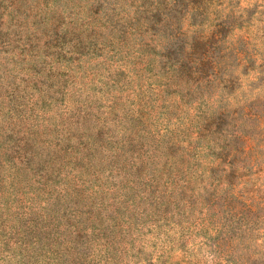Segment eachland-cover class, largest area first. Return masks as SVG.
<instances>
[{
	"label": "rangeland",
	"instance_id": "rangeland-1",
	"mask_svg": "<svg viewBox=\"0 0 264 264\" xmlns=\"http://www.w3.org/2000/svg\"><path fill=\"white\" fill-rule=\"evenodd\" d=\"M0 264H264V0H0Z\"/></svg>",
	"mask_w": 264,
	"mask_h": 264
},
{
	"label": "trees",
	"instance_id": "trees-1",
	"mask_svg": "<svg viewBox=\"0 0 264 264\" xmlns=\"http://www.w3.org/2000/svg\"><path fill=\"white\" fill-rule=\"evenodd\" d=\"M151 22V20H149Z\"/></svg>",
	"mask_w": 264,
	"mask_h": 264
}]
</instances>
